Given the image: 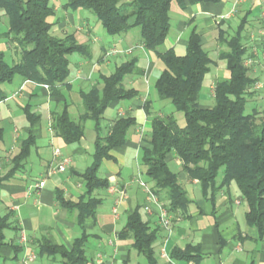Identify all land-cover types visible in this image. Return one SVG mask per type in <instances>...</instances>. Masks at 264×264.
Returning a JSON list of instances; mask_svg holds the SVG:
<instances>
[{
    "label": "crops",
    "instance_id": "crops-1",
    "mask_svg": "<svg viewBox=\"0 0 264 264\" xmlns=\"http://www.w3.org/2000/svg\"><path fill=\"white\" fill-rule=\"evenodd\" d=\"M53 6L54 15L61 10L64 16L51 20V34L63 37L72 28L74 32L71 34L77 43L90 47L88 57L78 53L69 55V76L59 86L70 114L81 104L79 92L92 86L101 88V77L110 75L121 63L134 59L142 71L141 74H128L123 79L125 89H134L137 95L129 100L111 103L99 122L102 136L119 118H133L135 125L130 130L128 141L111 150L112 159H104L99 169V177L107 179L109 186L116 185L123 189L125 195L120 196L118 191L109 192L108 188L94 193L101 202L96 207L95 217L87 218L84 222L88 234L85 248L87 264H149L146 257L133 247V239L121 235L127 216L136 206H140L142 219L158 229L153 244L157 264H264V234H259L256 227L246 224L244 215L248 208L236 184L231 182L228 188L219 190L211 201L208 195H203L197 179L189 178L182 170L180 160L172 152L166 157L167 163L170 168L171 165L174 167L173 171L177 173L191 202L183 213H170L172 226L169 230L159 225L155 205L151 213L144 210L146 195L136 179L150 183L147 178H143L145 166L140 159L141 147L146 145L154 116L172 113L176 118L173 106L169 105L170 100L159 99L154 88L164 65L151 50L142 45L136 29L109 35L102 27L104 33L98 35L96 30H99L100 23H94L91 28L89 17L80 13V10L69 12L64 4ZM260 10V0H218L187 4L183 8L172 1L169 8L170 28L164 49L172 48L175 54L183 55L189 34L194 29L200 36L203 48L208 53L216 52L215 64L211 65L214 71L210 67L206 75L211 92L217 79L229 77L225 61L217 59L218 29L231 35L237 25L245 20L244 44L250 52L254 44L252 35H257ZM257 43V54L249 70V75L256 79L253 86L256 92L264 88V51L260 42ZM113 48L119 52L110 53ZM1 89L6 97L0 101V127L3 131L0 175L9 169L10 159L19 151L30 131L34 137L24 167L0 182V216H9L10 227L5 230L11 231L6 236L4 230L5 241L9 244L0 249V264H23L22 259L27 252H37V238L48 236L54 243L70 249L73 239L81 234V227L76 222V211L65 208L57 198L56 191H59L64 201L74 203L85 192L84 180L77 173L92 163L94 123L90 120L93 134L88 141L83 135L79 142L65 144L49 130L51 112L56 109L49 87L15 76L10 83H3ZM262 98L264 95L253 99L256 106L264 100ZM206 103L199 104L204 108L213 106ZM146 105L148 110L145 109ZM26 108L39 115L31 125L25 114ZM176 120L179 126L184 125L178 118ZM54 148H58L70 162L64 172L47 177L49 167L58 161L53 155ZM43 179V187L36 188L35 185ZM157 198L163 205L167 204L162 195ZM22 232L27 238L25 246L19 241ZM10 243L21 247L17 257H14ZM185 248L192 250L194 258H170L175 249ZM29 264H61V260L58 257L37 255Z\"/></svg>",
    "mask_w": 264,
    "mask_h": 264
},
{
    "label": "trees",
    "instance_id": "trees-1",
    "mask_svg": "<svg viewBox=\"0 0 264 264\" xmlns=\"http://www.w3.org/2000/svg\"><path fill=\"white\" fill-rule=\"evenodd\" d=\"M52 0H0V16H6L7 29L0 33L6 45L14 43L11 50L20 51L17 62L9 64L5 52L0 49V101L6 95L3 83H10L15 76L39 84L48 85L56 103L51 112L52 132L65 144L77 143L84 135V123H94L92 163L81 173L85 192L76 203L64 201L59 191L57 198L67 209L76 211V222L81 234L74 238L71 248L54 243L42 236L35 241L36 254L58 257L61 264H87L85 255L88 234L84 228L87 218H94L101 202L94 193L106 190L107 179L98 171L104 159H112L114 148L129 139L133 118H119L105 136L101 135L99 122L108 106L119 100H129L137 95L134 89H125L123 79L128 74H141L135 60L118 65L114 71L101 77L102 87L92 86L79 92L82 111L76 119L68 110V103L59 89L69 76V55L73 53L90 56L88 44L77 43L72 34L57 37L51 34L53 25L49 17L55 14ZM172 1L180 7L218 0H66L64 7L70 10L89 11L109 35H117L137 28L142 45L151 50L163 63L164 69L154 88L159 99L170 100L175 111L182 112L184 125L179 126L175 116H154L146 145L141 147L140 159L145 166V176L156 196H163L167 212L183 213L191 202L177 173L171 170L166 157L173 153L181 162L182 170L191 179H197L203 195L213 201L217 192L234 182L247 205L244 218L248 226L256 227L264 234V109L252 108L245 113L249 100L255 99V78L249 75L250 66L244 61L252 56L244 42L245 20L231 35L218 29L217 59L224 60L229 71L228 78L217 79L214 84L211 108L201 107L199 96L203 81L215 61L203 48L199 34L193 29L188 37L185 53L177 55L172 48L164 49L170 28L169 8ZM10 49V47H9ZM148 110V105L145 106ZM31 124L39 115L25 109ZM3 131L0 127V141ZM34 144L31 131L19 151L10 159L9 169L0 175V182L21 170ZM219 174L221 177L218 182ZM140 206L127 216L121 235L133 239V247L143 254L149 264H157L153 244L158 229L142 219ZM9 216H0V249L7 245L4 230L10 227ZM14 257L21 250L10 243ZM192 250L175 249L170 258L191 259ZM1 258V257H0Z\"/></svg>",
    "mask_w": 264,
    "mask_h": 264
},
{
    "label": "built area",
    "instance_id": "built-area-1",
    "mask_svg": "<svg viewBox=\"0 0 264 264\" xmlns=\"http://www.w3.org/2000/svg\"><path fill=\"white\" fill-rule=\"evenodd\" d=\"M260 4H261V10L259 13V20L261 21V29L259 31H257V35H252V41H254L253 46L250 49V52L252 54V56H249L245 61V65L246 66H251L252 64H254V57L257 54V47L256 44H259L257 42H260L261 44V48L264 51V0H260ZM119 52L117 49L113 48L110 50V53H117ZM45 87L48 88V85H45ZM211 91H212V95H213V91H214V85L211 87ZM49 130L52 131L51 126H49ZM53 155L55 158L58 159V161L56 163H54L53 165H51L49 167V169L46 172V176L49 177L53 174H55L56 172H64L70 162V159L68 157L62 156L61 152L58 148H54L53 149ZM137 183L139 184V186H141L145 192L146 195V203L144 205V210L147 213H151L152 212V206L155 205L158 209L157 215H158V222L159 225L161 227H164L165 229L169 230L172 226V217L171 215L167 212V210L165 209L163 203L161 201H159V199L157 198V196L151 191L150 187L147 186L141 179L137 178L136 179ZM44 185V179L39 181L35 187L36 188H41ZM108 191L109 192H115L118 191V193H120V196H124L125 195V191L119 187H117L116 185H110L108 187ZM114 215H116V210H113ZM19 241L20 243L25 246L27 244V238L25 233H20L19 235ZM162 254L165 256L164 251L162 252ZM37 257V254L35 251L30 250L29 252H27L23 259H22V263L23 264H29L31 262H33Z\"/></svg>",
    "mask_w": 264,
    "mask_h": 264
},
{
    "label": "rangeland",
    "instance_id": "rangeland-1",
    "mask_svg": "<svg viewBox=\"0 0 264 264\" xmlns=\"http://www.w3.org/2000/svg\"><path fill=\"white\" fill-rule=\"evenodd\" d=\"M65 1L66 0H52L51 2H50V4L53 6V5H57V4H64L65 3ZM77 10H80V13H83L84 15H87L88 17H89V21H90V27L92 28L93 27V24L94 23H99L97 20H96V18L89 12V11H87V10H84V9H76V10H70V9H68V11L69 12H72V11H77ZM64 16V14L62 13V11L61 10H59L58 11V13H56V15H53V16H51V17H49V20H52L53 18H55V17H63ZM259 17V16H258ZM258 20H259V18H258ZM88 20H87V23L89 22ZM237 24V23H236ZM236 24H235V26H236ZM261 21L259 20V26H258V28H257V31H259L261 28ZM235 26L233 27V29H235ZM6 29H7V20H6V16L5 15H3V14H1V16H0V33L1 32H4V31H6ZM134 29H136V31H138V29L137 28H134ZM56 32V31H55ZM74 32V30L71 28V29H69V31H68V34H71V33H73ZM57 33V32H56ZM103 34L104 32H103V28H102V26L99 24V30H96V34ZM56 35V34H55ZM97 35V36H98ZM56 36H58V37H61V35H56ZM10 44H11V46H14L15 44L14 43H8L7 45H6V43H5V41H4V39H0V48H4V47H6L7 46V50L4 48L3 50H4V52H5V60L9 63V64H12V63H14V62H17L18 60H19V57H20V51L18 50L17 51V53H14V51H12V50H9L8 48L9 47H11L10 46ZM216 55V52L215 51H212V52H209V56L213 59V60H215V58H214V56ZM72 57H74V55L72 56ZM211 71L213 72L214 71V68H212L211 67ZM212 95V91L210 92V88H209V78L208 77H206L205 78V80H204V83H203V85H202V88H201V91H200V96H199V103H206V104H213L214 103V99H213V95ZM259 95H264V88L263 89H261V91H258V92H256L255 91V97L254 98H257V97H259ZM205 96V97H204ZM205 99H204V98ZM202 98H203V101L204 102H202ZM262 99H264V98H262ZM170 105V107H172V105L171 104H169ZM253 107H256L260 112L264 109V100L262 101V102H260L259 103V105L258 106H256V102L253 100V99H251V100H249L248 102H247V104H246V107H245V113H250L251 112V110H252V108ZM173 108V107H172ZM172 108H170V110H172V111H174ZM82 111V106H81V104H79L78 106H76V109H75V111H72V113H71V115H72V117L74 118V119H76L77 118V116L79 115V113ZM169 112V111H168ZM176 112V118H178L179 120H180V123L181 124H184L183 122H184V117H183V113L182 112H178V111H175ZM166 114H169V113H166ZM181 120H183V122L181 121ZM92 134H93V130H92V122L90 121V120H87L85 123H84V137H85V140H87L88 141V139L92 136ZM171 168H172V170L174 169V167H172V165H171ZM98 173H100V171L98 172ZM220 177H221V174H219V177H218V180L220 179ZM143 178H146L145 177V175H143ZM144 182V181H143ZM145 183V182H144ZM147 186H150L149 184H147V183H145ZM11 233V231L10 230H5V234H6V236L7 235H9Z\"/></svg>",
    "mask_w": 264,
    "mask_h": 264
}]
</instances>
